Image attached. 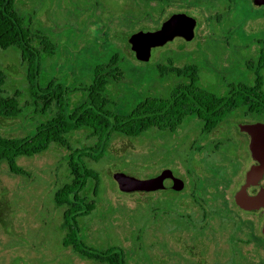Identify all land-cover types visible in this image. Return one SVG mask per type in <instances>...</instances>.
<instances>
[{"label":"rangeland","instance_id":"374dc122","mask_svg":"<svg viewBox=\"0 0 264 264\" xmlns=\"http://www.w3.org/2000/svg\"><path fill=\"white\" fill-rule=\"evenodd\" d=\"M136 1L17 0L16 10L24 27L38 35L34 46L40 51V86L43 89L51 82L63 84L70 94L61 106L54 104L42 114L43 105H35L28 92V68L20 50H0V71L7 74L5 92L12 95L20 90L23 106L21 117L0 120V134L26 138L60 111L69 114L80 107L87 101L84 90L93 84L95 69L106 67L114 57L118 78L109 81L106 97L110 102L107 109L115 114L130 112L147 98L167 99L183 83L161 72V66H169L166 57L173 59L175 67L195 63L199 67L200 87L219 96L221 87L226 90L237 84L254 85V77L246 82L249 74L260 73L264 77V63L253 51L256 42L264 40V29L257 30L264 26V7H255L252 0H234L233 14L226 22H214L204 39L198 37L184 51L173 50L177 44L171 45L170 51H153L151 60L142 63L132 52L129 39L141 26L152 25V21L143 18L146 1L140 0L141 5ZM229 28H233L232 33H227ZM245 112L237 110L225 120L235 129L226 130L223 139L231 136L246 146L245 141L241 142L245 139L239 138L238 125H264V115L246 116ZM199 123L187 119L175 135L151 130L134 139L117 136L105 159L95 163L85 158L88 168L101 176L98 196L92 180L82 193L88 203L96 201V209L78 223V237L86 245L97 250L119 248L125 264H264V240L254 236L252 221L259 218L232 212L224 201L225 188L217 190L215 197L222 205H217L214 213L201 222L196 220L201 210L194 204L186 205L192 207L191 217L190 209L182 206L184 199L179 193L123 194L118 189V182L126 175L150 179L164 170L187 181L191 178L190 194L194 192L199 198L208 193L207 185L225 181L228 186V177L240 169V164L229 157L238 146L229 145L213 153L210 149L217 142H209L204 154H192V138L197 136ZM88 135L86 131L71 135L72 150L95 143L96 139H88ZM244 155L243 149L238 150L242 160ZM67 156V149L53 146L42 155L23 158L20 163L27 172L25 176L12 174L7 164H2L0 264H99L79 257L63 245L66 232L61 228L66 208L57 207L55 197L73 178ZM236 183L233 190L239 187V176ZM232 218L238 219L237 225L228 223ZM245 239L253 241L254 246L242 245L240 240Z\"/></svg>","mask_w":264,"mask_h":264},{"label":"trees","instance_id":"16d2710c","mask_svg":"<svg viewBox=\"0 0 264 264\" xmlns=\"http://www.w3.org/2000/svg\"><path fill=\"white\" fill-rule=\"evenodd\" d=\"M16 1L0 0V50H20L22 62L28 68V92L32 95L35 105L39 106L40 101L44 102L42 112H46L56 102L61 106L67 90L63 84L50 83L43 89L40 86V51L34 46L38 35L24 27L23 20L16 10ZM42 40L43 43L47 42L46 39ZM116 61L117 57H114L108 66L95 69L94 82L86 90L89 100L80 108L69 114L60 111L56 117L39 125L35 132L26 138L0 134V168L6 163L9 171L18 176L27 175L20 163L21 159L42 155L53 146L67 149L68 170L73 178L55 197L56 206L66 208L61 228L67 232L64 244L71 247L79 257L99 264H125V258L119 248L97 250L86 245L78 237L79 219L90 215L96 209V201L88 203L82 193L92 180L96 183L95 194L98 196L101 184V176L88 168L85 158L94 162L104 159L116 134L130 138L141 137L154 128L161 132L174 133L187 119L216 125L237 110L246 111V116L264 115L263 78L260 73L256 75L254 87L240 85L234 88L229 97L220 98L200 87L197 65L168 66L170 68L161 66V72L185 81L176 86L167 99L147 98L130 112L115 114L106 109L110 102L105 97V92L109 80L116 76ZM6 84L7 74L0 71V120L17 119L23 112L20 102L22 93L16 90L12 95H7ZM42 91H45V95H40ZM82 130L89 131L90 136L96 137L98 141L95 145L72 150L68 137ZM206 130L208 131V128Z\"/></svg>","mask_w":264,"mask_h":264},{"label":"flooded vegetation","instance_id":"af4514ba","mask_svg":"<svg viewBox=\"0 0 264 264\" xmlns=\"http://www.w3.org/2000/svg\"><path fill=\"white\" fill-rule=\"evenodd\" d=\"M145 1L147 3V9L145 10V13H144L145 15L143 16V18H148L149 20H151L152 21L151 22L152 25H150L148 27H142L141 26L140 27L141 30H139V31H137V32H135L133 34H136V33H139V32H152V33L158 32V31H160L163 28L165 23H167L169 20H171L175 16L184 15V16H186V17H188L190 19H193L195 21L194 36H193L192 40H188V39H186V37H183V36H176L173 40L167 42L165 45L153 48L152 49V54H153V51H158V50L164 51V52L170 51V50H172V48L170 46L173 45V44H177V49H173V50H177V51L187 50L188 48H187L186 45L195 42V40L198 37L201 40L204 39L207 35H209L210 28L214 24V22H216V23L226 22L227 19L233 14V11H234V9H233L234 0H145ZM136 2H138L139 5H141V1L140 0H137ZM143 18H142V20H143ZM140 23L142 24L144 22L141 21ZM232 29L233 28L226 29L227 33H229V32L232 33ZM262 29H264V26L258 28L257 30H262ZM245 30L248 31V32H253L250 29V27H245ZM257 30H255V31H257ZM263 43H264V40L261 41V42H256V44L258 46L257 45L254 46L255 48L253 49V51L256 54L260 55V62L261 63H264V47L262 46ZM248 48L250 49V51L252 50V48L247 45V49ZM257 49H259V53H257ZM165 60H166L165 61L166 65L169 64V66H174V61H173V59L171 57H166ZM188 65H196V64L195 63H191V64H188ZM185 66H187V65H185ZM256 75H257V73L255 75L249 74V76H247V80H248V81H246L247 83H249V80L254 77V85L247 84L248 87H252V86L254 87L256 85V80H257V76ZM260 76H262V75H260ZM115 77L118 78V75H116ZM115 77H113V78L115 79ZM175 78L180 79V78H178L176 76H175ZM262 78H263V80H262L263 81L262 90L264 92V77L262 76ZM114 79L111 78L109 81L114 80ZM181 80L183 82L185 81L184 79H181ZM51 83H55V82H51ZM55 84H58V83H55ZM240 85L241 84H237V87L240 86ZM47 86H45V87H47ZM108 86H109V84H108ZM108 86H107V89H108ZM64 87L67 90L66 91V93H67L66 97H68V95L70 94L69 88L66 87L65 85H64ZM223 88H225V87H221L220 88L221 89V94H222L221 96L216 95V94H214V95L217 96V97H220V98H226V97H229L230 95H232L234 87H228L229 89L226 88V90L223 89ZM86 90H84V91H86ZM43 93H44V91H43ZM86 93H87V96H88V92L87 91H86ZM43 95H45V93ZM105 97H106V92H105ZM42 98H44V96H42ZM88 100H89V97L87 98L86 102H88ZM85 103H83V104H85ZM40 104H42L43 107L45 106L43 101H40ZM54 104H58V103L56 102ZM54 104H53V106H54ZM53 106H52V108H53ZM80 107H78V108H80ZM75 109H77V108H75ZM75 109H72L71 111H73ZM41 112H42V109H41ZM235 112H233L230 116H232ZM42 114H45V112H42ZM194 120H197V119H194ZM225 120H223L222 122H220V123H218L216 125L207 124V123H205L203 121L198 120V121L201 122V124L199 123L201 127L199 129L196 128L197 136L192 138V144H191L192 145L191 146L192 150H190V152L192 154L198 156L199 154L202 153V151H204L205 145H207L209 142L210 143L217 142L216 145L214 144L213 148L210 149V147H209L210 151H212L213 153L218 152V151L222 150L224 147L225 148L228 147L229 145L232 146V145L236 144V146H238V148L236 149L235 153L232 154V155L230 154L229 157L233 158L234 161H237L240 164V169L238 171H236V172L231 173L234 176L231 175L230 177H228V182H229L228 186H226V182L225 181H223L222 183H220L219 185H216V186H211L210 187V185H207L206 190L208 191V193L205 194V196H203L202 198H199L197 196V194L194 193V192H193V194H190V191L192 190L191 189L192 185L190 184V182H189L190 180L189 179H191V178L187 177L188 178V181H187V180H184V179L174 175L176 178H179V179H181L184 182L185 186H184L183 190H181V191L166 190V191H155V192H151V193H133V194H157L159 192H164V193H168L166 195H169V193H171V192L179 193L184 199L181 202V204L183 203L182 206H186V205H190V206L192 205L193 206V204H194L197 209L201 210L200 214H196V216H197L196 220L201 222V221L206 220L208 217H210L214 213L215 209H217V207H218L217 205H219V206L222 205V203H220V204L217 203L215 197H216L217 190L225 188L222 191H223V193H225L224 194V201H226V203L228 204L227 207L232 212L235 211L239 215L241 214L243 217H245L246 214H250V217H251V215L257 216V218H259L258 221H255L251 217L252 221H253V224H254V229H255L254 236L256 238L264 240V208L259 209V210L245 211V210L241 209L236 203L237 193L239 191H241L242 188L244 187V185L246 184L248 173L251 172L255 167L258 166V162H256L253 159L252 154L250 152L251 139H250V137H249V135L247 133H244V132L240 131L239 126L241 124L238 125V128L236 130H237V132H238V134L240 136L239 138H244L245 139V140L242 139L241 142L245 141L246 142V146L241 145L242 143L239 144V143L235 142L234 141L235 138H232L231 136L228 137V138L223 139L225 137L226 130H229V128H233L232 125L230 127V124L225 123ZM242 124H250V123H242ZM193 127H194V125H193ZM180 128L181 127H179L178 130L176 132H174V133H171L170 131H166V132H169L170 134H174L175 135L180 130H182ZM206 128H208V131L206 130ZM233 129H235V128H233ZM152 130L159 131L158 129H155V128L152 129ZM84 131L89 133L88 139L95 138L96 139L95 143L98 141V139L96 137H91L90 136V132L87 131V130H82V131H77V132H84ZM77 132H75V133H77ZM159 132H161V131H159ZM117 136H123V135L116 134V135H114L113 139L115 137H117ZM69 137H68V140H69ZM123 137H126V136H123ZM126 138H130V137H126ZM134 138H139V137H134ZM134 138H131V139H134ZM113 139H112V141H113ZM198 139H200L199 141L201 142V144L200 145L198 144L199 146L197 147L196 141H198ZM205 139H207V140L204 143ZM112 141H111V143H110V145L108 147L106 157L108 156V151H109V149H110V147L112 145ZM95 143H93L92 145H95ZM92 145H86V146H82V147H88V146H92ZM240 149H243V152L245 153L243 160L238 156V150H240ZM202 154H204V153H202ZM84 161H85V159H84ZM226 162H227V159H226ZM85 163H86V161H85ZM95 163H98V162H95ZM225 167H228V165L225 166ZM160 174H157L154 177H157ZM187 176H188V173H187ZM237 176L240 177L239 187H238V189L233 190L232 187L236 186V184H237L236 183ZM230 189H231V191H230ZM263 189H264V172L261 175V177L259 179H257L256 181H254L253 185L247 189V193L250 196H256ZM193 191H194V188H193ZM184 202H186V204ZM186 207H188V206H186ZM191 208L192 207H190L189 209H190V212H191V217H193ZM199 216H200V218H199ZM229 219L230 218H226V220H229ZM237 220L238 219H236V218H232L228 223L237 225V223H238ZM61 231H62V229H61ZM66 234H67V232H66ZM242 235H244V234H240V236H242ZM65 237H66V235H65ZM65 237H64V239H65ZM64 239H63V245H64V247H66L65 244H64ZM240 243L242 245L243 244L244 245L251 244L252 246H254L253 245V241H251L250 239H248V240L245 239L243 241L240 240ZM66 248H71V247H66Z\"/></svg>","mask_w":264,"mask_h":264},{"label":"water","instance_id":"95a60500","mask_svg":"<svg viewBox=\"0 0 264 264\" xmlns=\"http://www.w3.org/2000/svg\"><path fill=\"white\" fill-rule=\"evenodd\" d=\"M252 1L256 7H264V0ZM194 28L195 21L193 19L184 15L175 16L165 23L163 28L158 32H139L133 34L129 39L131 50L139 62L148 63L151 60L153 48L165 45L176 36H183L188 40H192ZM239 129L241 132L249 135L251 139L250 152L253 159L258 162V166L248 173L246 184L237 193L236 203L245 211L259 210L264 208V189L256 196L248 195L247 189L264 172V125L241 124ZM116 177L117 175H115ZM184 186V182L176 178L170 170H164L159 176L150 179H139L126 175L118 182V189L124 194L151 193L166 190L181 191Z\"/></svg>","mask_w":264,"mask_h":264}]
</instances>
